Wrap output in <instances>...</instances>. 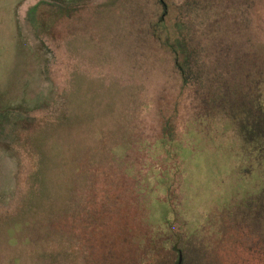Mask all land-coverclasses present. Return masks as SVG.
<instances>
[{
    "label": "rangeland",
    "instance_id": "obj_1",
    "mask_svg": "<svg viewBox=\"0 0 264 264\" xmlns=\"http://www.w3.org/2000/svg\"><path fill=\"white\" fill-rule=\"evenodd\" d=\"M177 41L264 75V0H0V264H264V151L191 125Z\"/></svg>",
    "mask_w": 264,
    "mask_h": 264
},
{
    "label": "trees",
    "instance_id": "obj_2",
    "mask_svg": "<svg viewBox=\"0 0 264 264\" xmlns=\"http://www.w3.org/2000/svg\"><path fill=\"white\" fill-rule=\"evenodd\" d=\"M187 47L184 42L177 41L172 51L182 82L184 84L192 83V86L200 88H194L195 98L198 99L199 104L197 105L195 118L190 122L191 125L196 126L199 130L206 132V134H210L209 136L236 128L244 140L239 147L241 153L249 156V154L253 155L263 152V73L253 74L250 72L249 74L245 73L242 77H236L232 71L225 75L217 71L212 73L211 80H216L219 83L218 86L213 91H211V88L206 91L204 83L210 78L198 71L200 69L196 67L198 66L197 57L193 56L194 54ZM236 81H244L242 82L243 87L235 88L234 82ZM221 82H223L222 86ZM158 141L160 146L167 148L166 154L170 155V147L174 146L176 141H174L172 135H164ZM194 142H192L193 145ZM193 145H191V151L195 147ZM174 157H179L176 150Z\"/></svg>",
    "mask_w": 264,
    "mask_h": 264
},
{
    "label": "water",
    "instance_id": "obj_3",
    "mask_svg": "<svg viewBox=\"0 0 264 264\" xmlns=\"http://www.w3.org/2000/svg\"><path fill=\"white\" fill-rule=\"evenodd\" d=\"M175 264H181V256H179V258Z\"/></svg>",
    "mask_w": 264,
    "mask_h": 264
}]
</instances>
